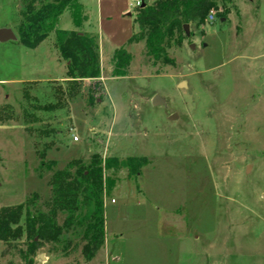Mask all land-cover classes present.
I'll list each match as a JSON object with an SVG mask.
<instances>
[{"label":"rangeland","instance_id":"1","mask_svg":"<svg viewBox=\"0 0 264 264\" xmlns=\"http://www.w3.org/2000/svg\"><path fill=\"white\" fill-rule=\"evenodd\" d=\"M27 2L0 0V28L16 34L0 42V208L28 201L48 212L50 179L75 171L72 160L138 159L105 171V238L95 256L82 252L91 210L83 203L33 264H264V0H231L222 16L211 9L213 22L191 21L167 62L148 56L145 40L130 43L125 76L100 52L90 105L82 94L90 79L64 94L67 62L53 33L36 48L19 41ZM57 24L74 28L69 10ZM156 94L166 104L153 105ZM25 247L0 240V264H26Z\"/></svg>","mask_w":264,"mask_h":264},{"label":"trees","instance_id":"2","mask_svg":"<svg viewBox=\"0 0 264 264\" xmlns=\"http://www.w3.org/2000/svg\"><path fill=\"white\" fill-rule=\"evenodd\" d=\"M231 0H154L141 4L135 10L133 22L136 30L125 45L116 47L112 53V73L114 76L127 75L132 54L127 46L134 41L145 40V53L155 61H169L167 47L172 42H182L185 35L183 26L194 21L197 25L205 22L209 11L213 8L223 15L228 11L227 4ZM225 9L219 10L220 3ZM26 10L19 23V41L29 48H36L51 33H54V44L58 55L66 60L67 87L64 94L70 98L82 92L83 80L92 82L87 86L84 95L87 104L96 100L98 83L100 82L99 41L95 34L77 29H58L57 22L65 10H70L75 25H81L84 19V7L80 0H28ZM62 93V92H61ZM53 104L52 107H55ZM136 157L121 159L118 156L102 158L93 155L88 165L79 160H72L75 171L57 169L53 173L50 184L53 195L49 201L48 212L31 211L30 203H18L15 206L0 208V240L12 244L23 240L25 249L20 252L26 264H33V256L44 242L59 240L65 226L70 225L73 212L79 211L84 203L91 207L84 236L87 241L82 252L87 260H91L104 243L105 219L103 193L108 187L105 171L114 168H133ZM140 162H138V165ZM142 164V163H141ZM69 210L71 214L65 218L63 225L55 220L58 211Z\"/></svg>","mask_w":264,"mask_h":264},{"label":"crops","instance_id":"3","mask_svg":"<svg viewBox=\"0 0 264 264\" xmlns=\"http://www.w3.org/2000/svg\"><path fill=\"white\" fill-rule=\"evenodd\" d=\"M153 1L142 0L144 3ZM80 3L84 7V19L80 26L75 25L69 10L73 29L95 34L99 41L100 58V52L102 55L106 53L109 58L112 51L116 47L125 45L136 30V24L133 22L136 10L133 0H80Z\"/></svg>","mask_w":264,"mask_h":264},{"label":"water","instance_id":"4","mask_svg":"<svg viewBox=\"0 0 264 264\" xmlns=\"http://www.w3.org/2000/svg\"><path fill=\"white\" fill-rule=\"evenodd\" d=\"M141 4L144 5L145 3L142 2ZM183 29H184L185 35L189 36L190 35L189 24H184ZM11 39H16V34H15L14 30L12 28H9V27H1L0 28V42L9 41ZM194 46H195V44L191 43V48ZM184 84L185 83L182 82L180 85H184ZM152 103H153V105L166 104L165 100L161 96H159L158 94H156L152 97ZM175 117H176L175 114H173L171 116V118H175Z\"/></svg>","mask_w":264,"mask_h":264},{"label":"built area","instance_id":"5","mask_svg":"<svg viewBox=\"0 0 264 264\" xmlns=\"http://www.w3.org/2000/svg\"><path fill=\"white\" fill-rule=\"evenodd\" d=\"M141 3H142V0H133V5L135 7H140L141 6ZM214 18H215V14L213 12V10H211L208 15H207V20L213 22L214 21ZM76 140H78L77 137H74Z\"/></svg>","mask_w":264,"mask_h":264}]
</instances>
